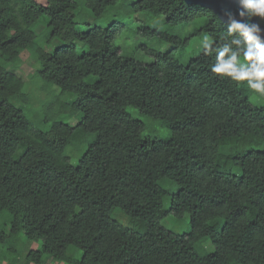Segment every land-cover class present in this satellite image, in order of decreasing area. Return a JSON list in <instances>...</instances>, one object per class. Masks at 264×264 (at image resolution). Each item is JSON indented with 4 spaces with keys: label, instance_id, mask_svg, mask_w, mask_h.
<instances>
[{
    "label": "trees",
    "instance_id": "obj_1",
    "mask_svg": "<svg viewBox=\"0 0 264 264\" xmlns=\"http://www.w3.org/2000/svg\"><path fill=\"white\" fill-rule=\"evenodd\" d=\"M134 13L144 15L137 36L175 46L139 45L150 62L123 52L115 36ZM159 16L195 26L180 38L146 25ZM88 17L107 22L80 29ZM197 34L219 43L224 33L212 10L183 0H0V215H10L9 236L40 243L24 264H264V103L212 73L214 56L176 58ZM23 51L43 82L73 95L76 125L29 122L11 66ZM129 107L170 134L146 135ZM91 133L73 164L65 148L78 152ZM168 212L187 215L190 230L163 227ZM205 239L213 249L198 253Z\"/></svg>",
    "mask_w": 264,
    "mask_h": 264
},
{
    "label": "rangeland",
    "instance_id": "obj_2",
    "mask_svg": "<svg viewBox=\"0 0 264 264\" xmlns=\"http://www.w3.org/2000/svg\"><path fill=\"white\" fill-rule=\"evenodd\" d=\"M42 2L44 0H37ZM110 11L113 12L114 18L121 19L125 15L121 12L115 11L113 8H110ZM43 17L40 19L42 20ZM144 20V15L142 13H134L128 15L124 19V25L117 31L114 43L120 46L121 50L126 53H133V56L141 61L150 62L151 58H148L137 49L141 44H146L148 46H153L160 48L161 50L175 46L172 43L163 42L159 39L158 36H153L149 38H142L136 35V30ZM163 17H156L155 19L149 20L146 25L149 27H157L159 31L167 30L169 33L175 34L180 38L188 36L193 30L195 24H181L172 27H167L163 23ZM86 22L88 24L79 26L80 29L83 27H92L94 25H105L106 20L101 18L88 17ZM34 31L37 35L44 31V25L42 22H37L34 26ZM205 35L197 34L189 38V45L182 51L179 50L174 54L176 58L180 61H186L190 56L196 54L200 49V42ZM38 39V36H37ZM80 48V44H77ZM55 46V44L53 45ZM50 50V49H49ZM18 75L24 80V91L26 94L27 103L24 104L27 108L28 120L34 126L38 128L46 129L49 128L53 121H62L67 123L70 126L77 124L78 120L81 117L80 112L70 114L68 110L71 99L73 95L71 93H62L56 87H52L45 82H43L39 76L36 74V63L34 57L26 51L21 52L19 59L11 65ZM10 66V67H11ZM251 100H256L257 103H264V96H260L256 93L250 96ZM128 111L136 118L140 119L145 126L144 133L148 134H158L160 136H168L170 131L165 128L161 122L153 121L152 119L142 116L137 113L136 109L129 107ZM94 139V134H87L84 142L80 143L78 152L74 151L72 145H68L65 148L66 154L70 155L71 162L74 164L76 158L78 157L80 151L84 148L88 141ZM73 144V143H72ZM160 184H163L160 181ZM176 188L175 185L170 187L171 190ZM167 197H165L164 207H167ZM111 218L118 220L122 224H127L128 217L119 209H114L111 213ZM161 224L163 227L168 228L174 232L182 233L190 230L189 218L187 215L182 216L181 218H175L170 212L162 219ZM10 215L7 212H3L0 215V264H24L23 254L27 249H38L40 246L39 242L29 243L28 240L20 232L17 237H11L8 235L10 230ZM5 235V236H4ZM4 238L1 240V237ZM75 248L68 247L67 254H73L75 257H78L80 254L79 250L74 251ZM213 249L211 242L208 239L203 240L201 243L196 245L195 250L198 253L209 252ZM74 251V252H73ZM34 264V263H27ZM43 264H68L65 261H53L49 258H45Z\"/></svg>",
    "mask_w": 264,
    "mask_h": 264
},
{
    "label": "clouds",
    "instance_id": "obj_3",
    "mask_svg": "<svg viewBox=\"0 0 264 264\" xmlns=\"http://www.w3.org/2000/svg\"><path fill=\"white\" fill-rule=\"evenodd\" d=\"M227 3L231 6L214 12L224 33L220 42L204 36L200 51L214 56L210 71L217 77L246 83L252 92L264 96V0Z\"/></svg>",
    "mask_w": 264,
    "mask_h": 264
},
{
    "label": "water",
    "instance_id": "obj_4",
    "mask_svg": "<svg viewBox=\"0 0 264 264\" xmlns=\"http://www.w3.org/2000/svg\"><path fill=\"white\" fill-rule=\"evenodd\" d=\"M187 4H195L207 7L214 12H219L224 7L231 6L227 0H183ZM218 17V16H217ZM219 18V17H218Z\"/></svg>",
    "mask_w": 264,
    "mask_h": 264
}]
</instances>
